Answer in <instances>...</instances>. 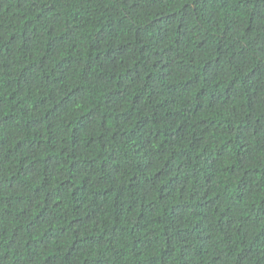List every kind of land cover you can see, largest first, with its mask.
Returning <instances> with one entry per match:
<instances>
[{
  "label": "trees",
  "instance_id": "obj_1",
  "mask_svg": "<svg viewBox=\"0 0 264 264\" xmlns=\"http://www.w3.org/2000/svg\"><path fill=\"white\" fill-rule=\"evenodd\" d=\"M0 264H264V0H0Z\"/></svg>",
  "mask_w": 264,
  "mask_h": 264
}]
</instances>
